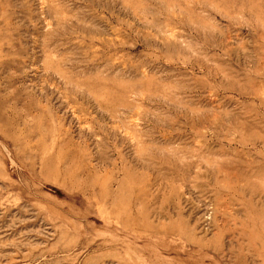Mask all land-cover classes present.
I'll use <instances>...</instances> for the list:
<instances>
[{
    "label": "rangeland",
    "instance_id": "obj_1",
    "mask_svg": "<svg viewBox=\"0 0 264 264\" xmlns=\"http://www.w3.org/2000/svg\"><path fill=\"white\" fill-rule=\"evenodd\" d=\"M0 264H264V0H0Z\"/></svg>",
    "mask_w": 264,
    "mask_h": 264
}]
</instances>
